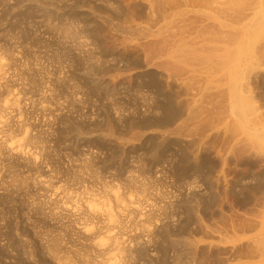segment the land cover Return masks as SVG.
<instances>
[{"label": "rangeland", "instance_id": "obj_1", "mask_svg": "<svg viewBox=\"0 0 264 264\" xmlns=\"http://www.w3.org/2000/svg\"><path fill=\"white\" fill-rule=\"evenodd\" d=\"M217 1L0 0V264L264 263V0Z\"/></svg>", "mask_w": 264, "mask_h": 264}, {"label": "bare ground", "instance_id": "obj_2", "mask_svg": "<svg viewBox=\"0 0 264 264\" xmlns=\"http://www.w3.org/2000/svg\"><path fill=\"white\" fill-rule=\"evenodd\" d=\"M216 1H217V0H216ZM218 1H219V0H218ZM218 1H217V2H218ZM231 1H233V0H231ZM236 1H237V0H236ZM238 1H239V0H238ZM238 1H237V4L240 2V1H239V2H238ZM220 2H221V0H220ZM222 2H223V1H222ZM225 2H226V1H225ZM228 2H229V1H228ZM255 2H256V0H254V3H255ZM257 2L259 3L258 0H257ZM257 2H256V4H252V5H256V6H257V9H259V8H258V7H259V6H258L259 4H258ZM223 3H224V2H223ZM240 3H241V2H240ZM243 3H244V1H243ZM261 3H263V2H261ZM219 4H221V3H219ZM224 4H225V3H224ZM226 4H227V3H226ZM230 4H233V3L230 2ZM234 4H235V3H234ZM257 4H258V5H257ZM222 5H223V4H222ZM222 5H221V7H222ZM239 5H240V4H239ZM263 5H264V4H263ZM225 6H226V5H225ZM218 7H219V6H218ZM221 7H220V8H221ZM227 7H229V5H228ZM227 7H226V11H227ZM232 7H234V6H232ZM236 7H238V6H236ZM263 7H264V6H263ZM234 8H235V7H234ZM234 8H232V9H234ZM249 8H250V11H251L252 9H253L252 11H254V10L256 9L255 6H253L252 9H251V6H250ZM239 9H240V6H239ZM239 9L236 8L237 12H235V13H237V14H236L237 16H238V13L240 12V11L238 12ZM260 9H261V8H260ZM221 10H222V9H221ZM242 10H243V9H242ZM242 10H241V11H242ZM46 11H47V10H46ZM222 11L224 12V10H222ZM230 11H231V9H230ZM232 11H235V10H232ZM252 11H251V12H252ZM220 12H221V11H220ZM227 12H228V11H227ZM227 12H226L225 14H229V13H230V12H229V13H227ZM243 12H244V11H243ZM262 12H263V9L260 10V11L257 10V11H255V12L253 13L252 16H253L254 18H256V19H257V18L260 19L261 17H264V16H263L262 14H260V15H262L261 17H257V16H259L258 13H262ZM217 13H218V12H217ZM233 13H234V12H233ZM248 13H249V12H248ZM256 13H257L258 15L255 16ZM219 14H220V13H219ZM239 14H241V12H240ZM243 14H245V13H242V15H243ZM223 15H224V14H223ZM223 15H222V16H223ZM250 15H251V14H250ZM219 16H221V15H219ZM224 16H225V15H224ZM224 16H223V17H224ZM228 17H229L228 19H230L231 16L229 15ZM238 17H239V16H238ZM243 17H244V16H241V17H239V18L241 19V18H243ZM245 17H246V15H245ZM213 18H214V17H213ZM225 18H227V17H225ZM225 18H224V20H225ZM214 19H215V18H214ZM232 19H233V17H232ZM232 19H231V20H232ZM234 19H235V18H234ZM234 19H233V20H234ZM215 20H216V19H215ZM235 20H237V19H235ZM235 20H234V21H235ZM247 20H248V19H247ZM252 20H253V19H252ZM260 20H261V19H260ZM228 21H229V20H228ZM234 21H232V22H234ZM238 21H241V20L238 19ZM257 21L259 22V20H257ZM225 22H227V19H226ZM236 22H237V21H236ZM241 22H243V21H241ZM241 22H240V23H241ZM250 22H251V21H250ZM254 22H256V21H254ZM258 22H257V24H258ZM260 22L263 23L262 21H260ZM218 24H219V23H218ZM218 24H217V25H218ZM236 24H237V23H236ZM238 24H239V22H238ZM253 24H256V23H253ZM259 24H260V23H259ZM230 25H232V24L230 23ZM233 25L235 26V22H234ZM239 25H240V24H239ZM251 25H252V24H251ZM262 25H264V24H262ZM257 26H258V25H257ZM257 26H254V27L256 28ZM259 26H260V25H259ZM214 27L216 28L215 25H214ZM218 27H219V26H218ZM248 27H249V29H250L251 26H248ZM248 27H247V28H248ZM262 28H263V27H262ZM216 29H217V28H216ZM216 29H214V30H216ZM253 29H254V28H253ZM222 30H223V29H222ZM257 30H258V27H257ZM207 31H209V30H207ZM249 31H250V30H249ZM253 31H256V29L253 30ZM212 32H215V35L212 34V36H217V35H219V34L221 33V32H220V29H219V31H218L219 33H218L217 31H212ZM230 32H231V31H230ZM232 32H233V31H232ZM247 32H248V31H247ZM251 32H252V31H251ZM263 32H264V30H263ZM208 33H209V32H207L206 34H208ZM216 33H217V34H216ZM224 33H225V32H224ZM224 33H223V34H222V33L220 34L221 36L223 35V36H222V37H223V40H224V38H226V37L228 38V34H227V33L224 34ZM237 33H238V32H237ZM249 33H250V32H249ZM252 33H254V32H252ZM209 35H210V34H209ZM220 35H219V36H220ZM224 35H226V36L224 37ZM234 35H235V34H234ZM234 35H233V36H234ZM250 35H252V34H250ZM259 35H260V34H259ZM262 35H263V34H262ZM235 36H236V35H235ZM260 36H261V35H260ZM263 36H264V35H263ZM178 37H179V38H182L183 36L181 37V36L179 35ZM217 37H218V36H217ZM222 37H220V38L222 39ZM229 37L231 38L230 35H229ZM258 37H259V36H258ZM185 38H186V37H185ZM188 38H189V37H188ZM188 38H187V39H188ZM214 38H215V37H214ZM218 38H219V37H218ZM261 38H264V37H261ZM261 38L259 37V39H261ZM228 39H229V38H228ZM252 39H253V38H252ZM259 39H258L257 41H261V40H259ZM177 40H178V38H177ZM177 40H176V41H177ZM181 40L183 41V38H182ZM184 40H185V39H184ZM189 40H190V39H188L187 41H189ZM191 40H192V39H191ZM204 40H205V39H204ZM207 40H208V38H207ZM226 40H227V39H226ZM235 40L237 41V38H235ZM262 40H264V39H262ZM182 41H181V42H182ZM193 41H194V39L192 40V42H193ZM229 41H230V40H229ZM232 41H234V40H232ZM232 41H230V42H232ZM163 42H164V41H163ZM179 42H180V41H179ZM184 42H185V43H184ZM184 42H182V44L184 43V44L186 45V44H187L186 41H184ZM195 42H196V41H195ZM203 42H204V41H203ZM230 42H229V43H230ZM234 42H235V41H234ZM234 42H233V45L236 44L237 42H239V40H238L237 42H235V43H234ZM188 43H189V42H188ZM190 43H191V42H190ZM252 43H253V40H252ZM182 44H181V45H182ZM227 44H228V43H227ZM230 44H231V46H232V43H230ZM237 44H238V43H237ZM160 45H161V44H160ZM176 45H177V44H176ZM185 45H184V46H185ZM193 45H194V43H193ZM217 45H218V44H217ZM240 45H241V44H240ZM257 45H258V44H257ZM163 46H164V43H163ZM163 46H162V47H163ZM190 46H191V45H190ZM196 46H197V45H196ZM196 46H195V47H196ZM213 46H216V45H213ZM213 46L210 47V48L208 47V50L213 48V52H214L215 50L218 49V48L215 49ZM236 46H237V45H236ZM246 46H248V45L246 44ZM159 47H160V46H159ZM170 47H172V46H170ZM193 47H194V46H192V49H193ZM197 47H198V46H197ZM200 47H201V46H200ZM202 47H203V46H202ZM205 47H206V46H204V48H205ZM220 47H222V45H220ZM234 47H235V46H234ZM239 47H241V46H238V47H235V48L239 50ZM183 48H186V46L183 47ZM187 48H188V47H187ZM206 48H207V47H206ZM250 48H251V47H250ZM255 48L257 49V47H255ZM162 49H164V48H162ZM173 49H174V48H173ZM194 49H195V48H194ZM197 49H198V48H197ZM197 49H195V51H196ZM199 49H200V48H199ZM199 49H198V50H199ZM214 49H215V50H214ZM219 49H220V48H219ZM222 49H224V48H222ZM253 49H254V47H253ZM253 49H252V50H253ZM159 50H161V49L159 48ZM171 50H172V49H171ZM174 50L176 51V49H174ZM174 50H172V51H174ZM177 50H178V49H177ZM179 50H181V49H179ZM183 50H184V49H183ZM185 50H187V49H185ZM206 50H207V49H206ZM225 50H226V49H225ZM187 51H189V49H188ZM192 51H194V50H192ZM195 51H194V52H195ZM210 51H212V50H210ZM210 51H208V52L210 53ZM220 51H222V50H220ZM249 51H250V50H249ZM168 52H170V51L168 50ZM168 52H167V53H168ZM200 52H201V50H200ZM213 52H212V54H214ZM218 52H219V51H218ZM223 52H224V51H222L221 53L223 54ZM253 52H254V51H253ZM167 53H166V54H167ZM173 53L175 54L176 52H172V54H173ZM187 53H188V52H187ZM196 53H197V51H196ZM228 53H229V51L226 52V55H228L227 58L229 57V54H228ZM255 53H256V52H255ZM172 54H171V53H170V54L168 53V55H169L168 57L173 59V56H175V55H172ZM176 54H177V53H176ZM182 54H183V53H182ZM190 54H191V53H190ZM190 54H189V55H190ZM194 54H195V53H194ZM198 54H199V52H198ZM212 54H211V56H214V55H212ZM216 54L219 55L220 53H219V54L216 53ZM236 54H237V53H236ZM256 54H257V53H256ZM163 55H164V54H163ZM183 55H184V54H183ZM185 55H186V54H185ZM185 55H184V56H185ZM189 55H188V56H189ZM192 55H193V53H192L191 56H189V57H190V58H193V59H194V58L197 59V57L200 58L197 54L195 55L196 57H195V56H192ZM200 55H201V54H200ZM204 55H205V53H204ZM206 55H209V54H206ZM206 55H205V56H206ZM223 55H224V54H223ZM226 55H225V56H221V55H220V56L226 58ZM233 55H234V54H233ZM170 56H172V57H170ZM176 56H177V55H176ZM184 56H183V57H184ZM209 56H210V55H209ZM231 56H232V55L230 54V57H229V60H228V61H230ZM252 56H253V55H252ZM166 57H167V55H165V58H166ZM177 57H178V56H177ZM177 57H175V58H177ZM179 57H182V55L179 56ZM179 57H178V59H179ZM186 57H187V56H186ZM207 57H208V56H207ZM235 57H236V55H235ZM260 57H261V56H259V58H260ZM169 58H168V60H170ZM232 58L234 59V57H232ZM253 58H254V57H253ZM193 59H191V60H193ZM196 59H195V60H196ZM201 59H203V58H201ZM235 59H236V58H235ZM174 60H175V59H174ZM186 60H187V58H186ZM223 60L225 61V59H223ZM166 61H167V60H166ZM170 61H171V60H170ZM178 61H179V60H178ZM181 61H182V60H181ZM183 61H185L184 58H183ZM193 61H194V60H193ZM231 61H233V60H231ZM256 61H257V60H256ZM168 62H169V61H168ZM173 62H174V61H173ZM189 62H190V60H189ZM191 62H192V61H191ZM194 62L199 63V62H197V60L194 61ZM250 62H251V61H250ZM177 63H178V62H177ZM186 63H188V61H187ZM251 63H253V62H251ZM178 64H179V63H178ZM199 64H202V63L200 62ZM211 64L214 65L213 63H211ZM216 64H217V63H216ZM216 64H215V65H216ZM223 64H224V63H222V65H220V66L216 65L215 68L217 69V68L219 67V68L221 69V68H222L221 66H223ZM202 65H203V64H202ZM236 65H237V64H236ZM249 65H250V64H249ZM249 65H248V67H249ZM3 66H4V64L0 61V69H1ZM203 66H204V65H203ZM203 66H202V67H203ZM207 66H208V65H207ZM210 66H211V65H210ZM217 66H218V67H217ZM232 66H233V65H232ZM238 66H239V65H238ZM167 67H168V66H167ZM177 67H178V66H177ZM208 67H209V66H208ZM211 67H212L211 70L214 69L213 66H211ZM245 67H246V66H245ZM205 68L208 69L207 67L204 66V69H205ZM209 68H210V67H209ZM251 68H252V67H251ZM172 69H173L175 72L177 71V69H178L179 72H181L179 68H177L176 70H175V68H172ZM201 69H202V68H201ZM206 69H205V70H206ZM220 69H219V70H220ZM227 69H230V68L227 67V68L224 69L225 71L222 70L223 73H224V72H227V73H228V71H226ZM257 69H258V68H257ZM257 69H256V70H257ZM173 70H172V71H173ZM181 70H183V69H181ZM197 70H198V69H197ZM214 70H215V69H214ZM219 70L217 71V73H216V72H215V73L218 74L219 72H222V71H219ZM232 70H234V69H232V67H231V70H229V71H230V72H233ZM252 70H253V68H252ZM256 70H255V71H256ZM198 71L201 72V71H203V69H202V70H198ZM249 71H250V70H249ZM246 72H248V71L246 70ZM250 72H251V71H250ZM256 72H257V71H256ZM202 73H203V72H202ZM204 73H205V72H204ZM210 73H212V72H210ZM223 73H221V74H223ZM212 74H213V73H212ZM221 74H220V76H221ZM224 74H225V73H224ZM239 74H240V73H239ZM246 74H247V73H246ZM246 74H245V76H246ZM214 75H215V74H214ZM214 75H213V76H214ZM228 75H229V74H228ZM228 75H227V77H228ZM210 76H211V75H210ZM215 76H216V75H215ZM215 76H214V77H215ZM220 76H219L218 78H220ZM222 76H223V75H222ZM222 76H221V77H222ZM247 76H248V75H247ZM0 77H1V74H0ZM211 77H212V76H211ZM229 77H230V76H229ZM229 77H228V79H229ZM260 77H261V75H260ZM206 78H207V76H206ZM208 78H209V76H208ZM223 78H225V75H224ZM230 78H232V77H230ZM245 78H246V77H245ZM261 78H262V77H261ZM211 79H214V78H211ZM225 79H227V78H225ZM248 79H249V78H248ZM151 80H152V79H151ZM215 80H216V79H215ZM218 80H219V79H218ZM263 80H264V79H263ZM263 80H261V81H263ZM97 81H98V80H97ZM237 81H238V80H237ZM207 82H208V81H207ZM216 82H217V81H216ZM225 82H226V81H225ZM240 82H241V81H240ZM245 82H246V80H245ZM95 83H96V82H95ZM210 83H211V82H210ZM214 83H215V82H214ZM226 83H227V82H226ZM233 83H234V82H233ZM261 83H262V82H261ZM212 84H213V83H212ZM212 84H211V85H212ZM215 84H216V83H215ZM215 84H213V85H215ZM236 84H237V82H236ZM241 84H242V83H241ZM207 85H209V83H207ZM244 85H246V84H244ZM244 85H243V86H244ZM247 85H248V83H247ZM262 85H263V84H262ZM219 86H220V85H219ZM221 86H223V84H221ZM249 86H250V85H249ZM206 87H208V86H206ZM209 87H210V86H209ZM211 87H212V86H211ZM213 87H214V86H213ZM235 88H236V87H235ZM235 88H234V89H235ZM239 88H240V87H239ZM245 88H248V89H249L248 86H247V87L245 86ZM218 89H219V88H218ZM234 89H233V91H234L235 94L233 95V93H232L233 98H234V102L231 103L232 105H234V112L232 111L233 113H235V110H238V109H239V106L237 107V105H240V109H241V110H243V108L246 109V107H248L247 110H250L251 108H253V106L255 107V105L252 106L251 103H249V102H250V101H249V98H250V97L248 98V101H249V102H248L246 98H245V99L242 98V95H241V94H240L241 97H239V94L237 93L238 90H237V92H236ZM248 89H246V90L248 91ZM224 90H225V89H223V91H224ZM226 90H227V89H226ZM226 90H225V91H226ZM242 90H243V88L241 89V91H242ZM241 91H239V92H241ZM218 92H219V91H218ZM242 92H243V91H242ZM245 92H246V91L244 90V93H245ZM224 93H225V92H224ZM229 93H230V92H229ZM246 93H247V92H246ZM236 94H238V95H236ZM250 94H251V93H250ZM209 96H210V95H209ZM236 96H237V98H236ZM218 97H219V96H217V98H218ZM224 97H225V96H224ZM213 98H214V97H213ZM213 98H212V99H213ZM215 98H216V97H215ZM217 98H216V100H217ZM221 98H222V97H221ZM210 99H211V98H210ZM237 99H238V100H237ZM13 100H14V99H13ZM213 100H214V99H213ZM221 100H222V99H221ZM223 100H225V99L223 98ZM11 101H12V100H11ZM11 101H10V102H11ZM246 101H247V102H246ZM12 102H14V101H12ZM212 102H213V101H212ZM216 102H217V101H216ZM251 102L255 104L254 101H251ZM213 103H214V102H213ZM247 103H249V105L252 106V107L250 108L249 106H247V105H246ZM14 104H15V103H14ZM229 104H230V103H229ZM231 104H230V105H231ZM10 105H11V104H10ZM12 105H13V104H12ZM12 105H11V106H12ZM158 105H159V104H158ZM232 105H231V106H232ZM164 106H165V105H164ZM202 106H204V105H201V107H202ZM244 106H246V107H244ZM197 107H198V106H197ZM164 108H165V110H169V107H168L167 105H166ZM198 108H199V107H198ZM198 108H196V110H197ZM230 108H231V107H230ZM230 108H229V109H230ZM159 109H160V108H159ZM192 109H193V108H192ZM194 109H195V108H194ZM202 109H205V108H201V109L199 108L198 110H202ZM219 109H220V108H219ZM245 109H244L243 111H245ZM254 109H255V108H253V109H251V110H254ZM257 109H258V108H257ZM222 110H223V109H222ZM241 110H240V111H241ZM255 110H256V109H255ZM255 110H254V111H255ZM258 110H260V108H259ZM243 111H241V112L243 113ZM256 111H257V110H256ZM223 112H224V111H223ZM223 112L221 111V114H223ZM232 112H231V113H232ZM236 112H237V111H236ZM238 112H239V111H238ZM252 112H253V111H252ZM218 114H220V113H218ZM218 114H217V115H218ZM225 114H226V113H225ZM239 114H240V113H239ZM244 114H245V113H244ZM254 114H255V113H254ZM223 115H224V114H223ZM236 115L238 116V113H237ZM245 115H246V114H245ZM247 115H248V114H247ZM252 115H253V114H252ZM219 116H220V115H219ZM232 116H233V115H232ZM248 116H249V115H248ZM248 116H247V117H248ZM217 117H218V116H217ZM220 117H225V116H220ZM245 117H246V116H245ZM160 118H161V117H160ZM250 118H251V117H250ZM221 119H222V118H221ZM248 119H249V118H248ZM219 120H220V118H219ZM166 121H168V119H167ZM233 121H234V120H233ZM241 121H242V120H241ZM250 121H251V119H250ZM250 121H249V122H250ZM254 121H256V120H254ZM237 122H238V121H237ZM234 123H235V122H234ZM251 123H252V122H251ZM254 123H255V122H254ZM254 123H253V125H254ZM256 123H257V122H256ZM259 123H260V122H259ZM236 124H237V123H236ZM236 124H235V125H236ZM244 124H245V123H244ZM257 124H258V123H257ZM261 124H262V123H261ZM232 125H233V124H232ZM258 125H259V124H258ZM233 126H234V125H233ZM233 126H232V128H233V130H234V127H233ZM236 126H237V125H236ZM236 128H237V127H235V129H236ZM240 128H241V127H240ZM262 128H263V126H262ZM241 129H242V128H241ZM257 129H258V128H257ZM237 130L239 131L240 129L238 128ZM237 130H235V131H237ZM251 131H252V130H251ZM258 131H259V130H258ZM260 131H261V129H260ZM253 132H254V131H253ZM240 133H241V132H239V134H240ZM263 133H264V132H263ZM263 133H262V134H263ZM245 134H246V133H245ZM263 135H264V134H263ZM263 135H262V137H263ZM243 136H244V134H243ZM258 136H259V135H258ZM241 137H242V136H241ZM244 137H245V136H244ZM246 137H247V136H246ZM246 137H245V138H246ZM260 137H261V136H260ZM250 138H251V137H250ZM248 139H249V138H248ZM248 139H247V140H248ZM250 140H251V139H250ZM18 141H19V140H18ZM248 141H249V140H248ZM7 144H8V143H7ZM252 144H253V142H252ZM257 144H258V142H257ZM262 144H263V143H262ZM262 144H261V145H262ZM0 145H1V144H0ZM5 145H6V144H5ZM22 145H23V143H20V142H17V141L15 142V141H14V142H12L11 144H8V145H7L8 147L6 146V148L10 149L11 151H13V150H14V151H15V150H17V151H21L20 147H21ZM254 145H256V144L254 143ZM259 146H260V145H259ZM256 147L258 148V145H257ZM257 148H256V149H257ZM262 148L264 149L263 146L260 147V149H262ZM8 149H7V150H8ZM263 149H262V151H264ZM257 150H259V149H257ZM8 151H9V150H8ZM23 154H24V153H23ZM29 154H30V153H29ZM26 155H27V154H26ZM30 156L32 157L31 154H30ZM31 159H32V158H31ZM34 159H35V157H34ZM32 160H33V159H32ZM196 169H198V168H196ZM200 169H201V168H199V170H200ZM199 170H198V171H199ZM209 172H210V171H209ZM144 198H145V197H144ZM142 199H143V198H142ZM145 199H146V198H145ZM147 199H148V198H147ZM119 200H120V199H119ZM119 200H117V202H118ZM122 201H123V200H122ZM145 201H146V200H145ZM99 202H100V201H99ZM119 202H120V201H119ZM142 202H143V201H142ZM91 203H92V202H91ZM97 203H98V202H97ZM104 203H106V201H105ZM140 203H141V201H140ZM119 204H120V203H119ZM99 205H100V203H99ZM109 205H111V204H109ZM96 206H97V205H96ZM103 206H104V205H103ZM105 206H106V205H105ZM105 206H104V207H105ZM125 206H126V205H125ZM90 207H91V206H90ZM110 207H112V206H109V208H108V206H106V208H108V209H110ZM120 207H121V206H120ZM138 207H139V205H138V206H134V207H130L129 209H132V211L138 212V209H139ZM92 208H95V207L93 206ZM140 208H141V207H140ZM97 209H100V208H97ZM112 209H113V208H112ZM119 209H120V208H119ZM122 209H123V208H122ZM124 209H125V208H124ZM95 210H96V209H95ZM125 210H126V209H125ZM112 211H113V210H112ZM132 211H131V212H132ZM141 211H142V210H141ZM106 212H107V214H109L108 217H110L109 219H111V221H112V220H113V217H114L113 214L115 213V211H114V213H112V214H111V213H108V211H106ZM121 212H123V211H121ZM135 212H134V213H135ZM139 213H140V212H139ZM139 213H138V214H139ZM130 214H131V213H130ZM122 215H123V214H122ZM117 216H118V215H117ZM117 216H115L116 219H117ZM127 216H128V215H127ZM139 216H140V215H139ZM145 216H146V215H145ZM147 216H149V215H147ZM115 217H114V218H115ZM133 217H134V216H133ZM130 218H131V217H130ZM144 218H145V217H144ZM152 218H154V217H152ZM137 219H138V216H137ZM142 219H143V218H142ZM145 219H146V218H145ZM133 220H134V219H133ZM135 221H136V220H135ZM137 221H138V220H137ZM139 221H140V219H139ZM149 221H150V220H149ZM141 222H142V221H141ZM141 222H140V223H141ZM143 222H144V221H143ZM109 223H110V222H109ZM115 223H116V222H115ZM145 223H146V222H145ZM148 223H149V222H148ZM263 226H264V225H263ZM141 227H142V225H141ZM143 227H144V226H143ZM146 227H148V226L146 225ZM146 227H145L144 231L147 230ZM257 228H258V227H257ZM149 230H150V227H149V229L147 230V232H148ZM260 230H261V229H260ZM260 230H259V231H260ZM263 232H264V231H263ZM252 234H253V233H252ZM262 234H263V233H262ZM146 235H147V234H146ZM238 236H239V235H238ZM238 236L236 235V236H234V237H237V238H238ZM242 236H243V235H242ZM256 236H257V235H256ZM256 236H255V237H256ZM253 237H254V236H253ZM253 237H252V235H251V238H253ZM258 237H259V236H257V239L254 238V241H255V239H256L255 242H257L256 244L259 245V244H260V243L258 242V240H259V241H261V244H260V245H262V243H263L262 241L264 240V239H263V238H264V235L261 236V237H263V238H259V239H258ZM235 239H236V238H234V240H235ZM246 239H247V238H246ZM260 239H263V240H260ZM232 240H233V239H232ZM232 240H231V241H232ZM251 240H252V239H251ZM99 241H100V240H99ZM102 242H103V241H102ZM102 242H101V243H102ZM96 243L98 244L99 242H96ZM96 243H95V246L97 245ZM119 245H120V244H119ZM121 245H122V243H121ZM253 245H254V244H253ZM260 245H259V246H260ZM263 245H264V243H263ZM99 246H100V245H99ZM101 246H102V244H101ZM254 246H255V245H254ZM254 246H253V247H254ZM118 247H119V246H118ZM261 247H262V246H261ZM120 248H121V246H120ZM123 248H124V247H123ZM121 249H122V248H121ZM121 249H120V250H121ZM252 249H253V248H252ZM256 249L259 250V248H256ZM263 250H264V248H263ZM121 251H122V250H121ZM253 251H255V248H254ZM127 252H128V251H127ZM257 252H258V251H257ZM261 253H263V252H261ZM263 255H264V254H263ZM51 256H52V255H51ZM53 257H54V256H53ZM262 257H263V256H262ZM257 258H258V257H257ZM51 259H52V258H51ZM53 260H54V259H53ZM53 260H52V261H53ZM262 260H263V259H262ZM58 261H59V264H60V259L57 260V263H58ZM257 262H258V261H257ZM255 263H256V262H255ZM259 263H260V262H259ZM259 263H258V264H259ZM109 264H110V263H109ZM112 264H115V263H112ZM250 264H252V263H250ZM253 264H254V263H253ZM260 264H261V263H260ZM263 264H264V263H263Z\"/></svg>", "mask_w": 264, "mask_h": 264}]
</instances>
